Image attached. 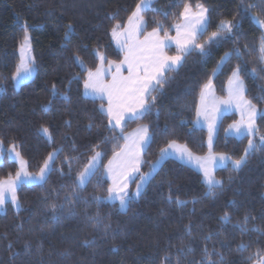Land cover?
<instances>
[{
	"label": "trees",
	"instance_id": "1",
	"mask_svg": "<svg viewBox=\"0 0 264 264\" xmlns=\"http://www.w3.org/2000/svg\"><path fill=\"white\" fill-rule=\"evenodd\" d=\"M139 1L0 0V140L5 148L14 144L32 171L55 152L45 180L19 184L18 207L7 201L0 210V264H250L264 252L259 115L255 133L240 137L224 132L234 114L222 118L212 150L233 160L246 150L247 155L239 168L232 162L217 167L219 183L212 190L195 167L167 157L125 208L106 198L110 181L104 165L123 144L124 133L139 124L147 125L150 137L142 152L144 172L170 141L206 152L207 130L193 119L200 89L225 52L213 76L217 93L225 94L227 78L239 68L245 95L264 107L263 31L253 17L264 20V0H153L142 12L143 32L173 33L184 5L202 4L206 31L197 40L204 51L193 47L183 55L152 93L150 110L126 119L123 132L109 124L102 99L86 95L83 84L99 63L97 51L105 60L121 59L111 30L124 26ZM222 20H229L230 32L220 28ZM25 29L36 70L15 86L12 74ZM217 30L218 38L207 40ZM98 149L95 174L80 185L77 175ZM16 167L5 151L0 177Z\"/></svg>",
	"mask_w": 264,
	"mask_h": 264
},
{
	"label": "snow or ice",
	"instance_id": "2",
	"mask_svg": "<svg viewBox=\"0 0 264 264\" xmlns=\"http://www.w3.org/2000/svg\"><path fill=\"white\" fill-rule=\"evenodd\" d=\"M152 0H141L137 4L136 10L128 18V27L124 31H118L120 25L112 30V35L117 39V43L124 51V59L119 63L115 61H107L108 67L105 68V57L100 56V66L95 71L88 70L87 79L84 81L86 94L99 95L101 99H107L106 114L109 118V124L114 128H120L123 132V122L128 118H140L149 108V98L154 102L155 97L153 92L159 90L166 80V73L174 70V66L178 65L183 55L187 54L193 47L200 48L204 51V45L197 43L198 35H202L206 31L204 13L207 11L203 5L197 4L196 7L201 9L199 13L193 14L189 4L184 5V10L181 13L184 22L183 24L175 25L176 37H170L167 31L161 37L160 29H154L152 32L140 39L141 26L143 24L142 12L150 10ZM261 26H264V20H259ZM71 27V26H69ZM220 28L224 31H231L230 23H222ZM68 33L65 34L66 38ZM219 33L213 32L209 37L210 40L218 38ZM121 37L123 39L121 40ZM176 45V55H168L166 48L171 46L172 42ZM29 49V37L25 34L24 44L21 48V63L17 68L14 79H20L31 76L34 71L33 63L30 57H26L24 53ZM261 52L264 53V42L261 45ZM114 69V70H113ZM126 70L127 75L124 74ZM111 75V80L105 79L106 75ZM228 98L219 99L215 97L212 90V82L209 80L203 85L200 93V107L197 109V116L204 115L208 118L207 113L211 106L215 109V105L222 104L232 106L235 104L241 112V121L238 124L231 125L238 134L249 133L254 131L255 120L259 115L264 119V113H257V110L251 101L244 98V84L240 78V69L233 71L229 78ZM55 95V89H53ZM246 118V121H245ZM114 122V123H113ZM214 124L209 123V149L212 146V131ZM47 134L48 129H43ZM264 140V137L261 138ZM125 144L120 151L113 153L112 159L108 161L106 171L112 181V186L107 189L109 199L120 200L121 207L126 204V197L131 198L127 192L128 184L133 179V174L138 173L142 163L141 153L144 146L149 142L147 126L138 128L134 133L124 137ZM254 147L249 140V149ZM177 148L181 153V158L185 156L187 159H195L197 164L203 168L209 189L212 190L219 183L212 178L208 170L207 163L215 158L210 154L208 157H193L186 147L173 144L169 145V149ZM12 151H15L13 148ZM168 153V149H161V158ZM247 150L245 152V157ZM19 157V153H16ZM101 153L97 152L93 157L88 167L79 174V183L84 185L95 174V169ZM245 157L236 160L235 166L239 168L245 162ZM53 159L52 154L44 162V166L40 169L38 176H32L25 170V162L21 159V171L16 173V179L9 177L6 180H0V207L11 199L13 204L17 203L16 190L18 184L23 181H39L43 182L50 169V161ZM221 160L227 159L221 156ZM153 171L156 165L152 166ZM149 175L140 176V184H137L135 196L140 195L141 187L147 182ZM178 203H183L177 201ZM229 219L227 214L223 217ZM259 256V253L257 254ZM258 264H264V256H260Z\"/></svg>",
	"mask_w": 264,
	"mask_h": 264
},
{
	"label": "rangeland",
	"instance_id": "3",
	"mask_svg": "<svg viewBox=\"0 0 264 264\" xmlns=\"http://www.w3.org/2000/svg\"><path fill=\"white\" fill-rule=\"evenodd\" d=\"M152 1H153V0H152ZM140 3H141V0L138 2V4H140ZM197 4H200V3H197ZM200 5H202V4H200ZM203 8L206 9L204 6H203ZM135 10H136V7H135L134 11H135ZM183 10H184V9H183ZM134 11H133V12H134ZM191 11H192L193 14H196V13H199V12L201 11V9H199V8H197V7L195 6V7H191ZM133 12H132V13H133ZM182 12H183V11H182ZM131 15H132V14H131ZM131 15H130V16H131ZM253 17H254L255 21L260 25L259 20H262V19H260L257 15H253ZM204 19H205V25H206V20H207V14H206V12L204 13ZM183 22H184V19H183V17H182L181 20H180L178 23H176L175 25H177V24H183ZM222 23H230V22H229V20H222V21L220 22V25H221ZM143 24H144V20H143ZM143 24H142V25H143ZM175 25H174V32H173V33H168V35H169L170 37H176V34H177V33H176ZM114 27H116V25H115ZM114 27H113V28H114ZM122 27H124V26H120V28L118 29V31H122ZM127 27H128V20L126 21V28H127ZM260 27L262 28V31H263V42H264V26H261V25H260ZM113 28H112V30H113ZM141 29H142V26H141ZM154 29H159V28H153V29H150V30H146L145 34L142 35V36H139V38H140L141 40L144 39V36L147 35L148 33L152 32ZM112 30H111V34H112ZM213 32H218V33L220 34V31H219V30H217V31H213ZM213 32H212V33H213ZM212 33H211V34H212ZM25 34H27L28 37H29V49L24 53V55H25L26 57H30L31 60L34 61V59H33V53H32V48H31V41H30V33H29L28 29H25V31H24V33H23V35H22L20 41L18 42L17 51H18L19 59H18L17 64H16V68H15L13 74H12V80H13V84H14L15 86H18L21 82H24V81H26V80L32 78L33 75H34V73H35V70H36L35 63H33L34 71L32 72L31 76H29V77H27V78L20 79L19 81H17V79H14V77L16 76L17 68H18V66H19L20 63H21V56H22L21 48H22V45L24 44V37H25ZM159 34H160L161 37L164 36V34H163V33L161 34V32H159ZM211 34H210V36H211ZM198 36H199V35H198ZM210 36H209V37H210ZM112 37H113V35H112ZM209 37L207 38V40L209 39ZM197 38H198V37H197ZM113 39H114V43L116 44V46H118V48L122 51V58L124 59V55H125L124 51L121 49L120 45L117 43V39H115L114 37H113ZM122 39H123V37H121V40H122ZM197 43L202 44L201 42H198V40H197ZM117 44H118V45H117ZM170 47L174 48L175 51H174V50H171ZM170 47L165 49V51L167 52V54H168V55H176V54H177V51H176V45H175V42H174V41L171 43V46H170ZM97 54H98V56H99V63H98V65H97V67H99V66H100V56H101V55L104 56V54L101 53V52H99V51H97ZM227 55H228V52H225V53L221 56V58L219 59L217 65L215 66V68H214L212 74H211L210 77L204 82V84H205V83H207V82L210 80V81L212 82V90H213V92H214L215 97H217V98H219V99H222V100L228 98V89H229V83H228V82H229V78L232 76L233 71H235L236 69L233 70L232 73H231V74L229 75V77L227 78V81H226V83H225V94H223V95L217 93V91H216V89H215V86H214V82H213V76H214L215 72L220 68L222 62H223L224 59L227 57ZM262 56L264 57V53H262ZM109 60H110V61H116V60H112V59H109ZM104 66H105V68H107V67H108V64L105 63ZM176 66H177V65H176ZM176 66H174V67H176ZM97 67H95L94 69H89V70L95 71V70L97 69ZM87 73H88V71H87ZM87 73H86V74H87ZM124 74L127 75V73H125V71H124ZM240 78H241V77H240ZM86 79H87V75H86ZM105 79H106L107 81H110V80H111V75L109 74V78H106V77H105ZM241 80H242V79H241ZM84 81H85V80H84ZM204 84H203V85H204ZM243 84H244V83H243ZM203 85H202V87H201V89H200V92H199V95H198L197 106H196L195 116H194V119H193V124H194V125L203 126V127L207 130V135H206V140H205V142H206V146H207V150H206V152H204V153H202V154L194 153V152H192L191 150H189L184 144H182V143H180V142H177V141H170V142H168L165 146H163V147L161 148V149H168V153H167L163 158H161V150H160L159 155L157 156V158L155 159V161L151 164V167H150L149 170H147V171H145V172L142 171V170H141V165H142V163H141L139 172L133 174V179L129 182V184H128V188H127V192L129 193V196H134V195H135L136 190H137V184H140V183H141V181H140V176H142V175H149V174L151 175V174L155 171V170L153 171L152 166H153V165H156V168H157V167L160 165V163H161L165 158H167V157H174V158H176V159H178V160H180V161H182V162H185V163H187V164H189V165L195 167L197 170H199V171L201 172V174H202V178H203V181H204L205 184L209 187V185H208V183H207V180H206V177H205V175H204V170H203V168H201V167L197 164V162H196L195 159L189 160V159H187L186 156H185L184 158H181V153H180L179 149H177V148H171V149H169V145H170V144H173V143H174L175 145H178V146L186 147V149L188 150V152H190L194 158H195V157H202V158H203V157H208V156L211 154L215 159H214L213 161H209V162L207 163V167H208L209 172L211 173L212 178H213L214 180H216V181H219V178H218V177L216 176V174H215V169H216L217 167H220V166H223V165L227 164L228 162H232V163L234 164V162L236 161V160H233V159L231 158V156H230L229 154L225 153V152H216V151L212 150V146H213V143H214V140H215V137H216V134H217L218 128H219V126H220V122H221L222 118H223L225 115H227V114H228V115H229V114H234V118L229 119V120L226 122L225 126H224V132H225L226 134H228V135H233V136H236V137H240V136H242V135H244V134L253 135V134L255 133V131H256V120H255V125H254V131H253L251 134H249V133H244V134L241 135V134H238L234 128H231V127H230L231 125L238 124V123L241 121V112H240V110L237 109V107L235 106V104H233V105L230 106V107L225 106V105H222V104H217V105H215V109H213V108L210 106V107H209V111H208V113H207V116H208L207 119H205V116H204V115H201V116L198 117V116H197V109L200 107V93H201V90H202V88H203ZM83 87H84V84H83ZM83 92L85 93V88H83ZM85 94H86V93H85ZM86 95H88V94H86ZM89 96L100 98L99 95H95V96H94V95H91V94H90ZM244 98H245L246 100H248V101H251V100L245 95V86H244ZM104 100L106 101L105 104H104ZM251 103H252V105L255 106V108H256V110H257V113L264 112V107H259L258 105H256V104L253 103L252 101H251ZM100 106L103 108V110H106V109H107L108 105H107V99H106V98H105V99H102V103L100 104ZM105 112H106V111H105ZM125 120H126V119H125ZM245 121H246V118H245ZM124 122H125V121H124ZM124 122H123V123H124ZM113 123H114V122H113ZM209 123H213V124H214L213 131H212V146H211V149H209ZM142 126H147V125H145V124H139V125H137V126H136L137 128L134 127V129L132 128V130L130 129V131L125 132L124 137H125V136H128L129 134L134 133L138 128H140V127H142ZM43 129H45V127L42 128V132H43L47 137H49V136H50V135H49V132L46 134V133L43 131ZM148 136H149V132H148ZM124 144H125V140L123 141V144H122V145H121L116 151H120L121 147H122ZM145 146H146V145H145ZM145 146H144V147H145ZM13 148L15 149V151H12ZM143 149H144V148H143ZM247 149H249V143L247 144ZM5 151H6L7 157L10 158V159H12V160H14V161L16 162L17 167H16L14 173L9 174V175H7V176L0 177V180H6V179H8L9 177H11L12 179H16V173L19 172V171H21V163H20V160H21V159L25 162V170H26L28 173H30L32 176H38V174H39V172H40V169L44 166V162L48 159L49 155L52 154V156H54V153H55L54 151H52V152L47 156V158L45 159V161L41 164L40 168H39L38 170H36V171H32V170H30V169L28 168L25 158L20 154V152H19L18 149L14 146V144H10L7 148H5L4 144H3L2 141L0 140V162H2V160H3V156H4V152H5ZM97 152L101 153V151H100L99 149H98V150H95V151L93 152V154L89 157L88 161L85 163V165L83 166V168L79 171V173H78V175H77V182H78V183H79V179H78L79 174H80L82 171H84V169H85L86 167H88L89 163H90L91 160H92V157H93ZM142 152H143V151H142ZM16 153H19V157L16 156ZM112 156H113V154H112ZM112 156L110 157V159H112ZM221 156L226 157L227 159L221 160V159H220ZM110 159H109V160H110ZM109 160H108V161H109ZM141 160L143 161L142 153H141ZM51 161H52V160H51ZM51 161L49 162V163H50V166H51ZM100 161H101V156H100L99 161H98V163H97V167H98ZM108 161H107V162L105 163V165H104V174H105V175L107 176V178L109 179V181H110V185H109V187H111V186H112V181H111V179H110V177L108 176L107 171H106V166H107V164H108ZM97 167H96V168H97ZM156 168H155V169H156ZM149 177H150V176H149ZM23 182H25V183H32V182H29V181H23ZM23 182H21V183H23ZM33 182H39V181H33ZM21 183H19V184H21ZM19 184H18V185H19ZM79 184H80V183H79ZM145 184H146V183H144V184L142 185L141 190H142V188L145 186ZM141 190H140V191H141ZM16 196H17V193H16ZM106 198L109 199V193L106 195ZM109 200H111V199H109ZM127 200H128V197H126V204H125V206H124L123 208H125V207L127 206ZM8 201L11 202V199H9ZM115 201H117L119 207L122 208V207H121V204H120V200H119V199H116ZM11 204H12L14 207H18V205H19L18 198H17V203L13 204V203L11 202ZM4 206H5V205H4ZM4 206H3V207H0V210H2V209L4 208ZM260 256H264V252H263ZM260 256H259V257H260ZM259 257L256 258V259H254L253 261H251L250 264H258Z\"/></svg>",
	"mask_w": 264,
	"mask_h": 264
},
{
	"label": "crops",
	"instance_id": "4",
	"mask_svg": "<svg viewBox=\"0 0 264 264\" xmlns=\"http://www.w3.org/2000/svg\"><path fill=\"white\" fill-rule=\"evenodd\" d=\"M142 14V13H141ZM128 20V19H127ZM144 20V19H143ZM143 26H144V24L142 25V29H141V33H140V36H142V35H144L145 34V32L146 31H144L143 32ZM124 29H126V22H125V24H124V27H122V31H124ZM121 31V32H122ZM118 45V44H117ZM118 47V46H117ZM121 60H123V58L121 57V59L120 60H116L115 62H117V63H119ZM107 61H110V60H105V63L107 64ZM114 70V69H113ZM125 73H127L126 72V70H125ZM106 78H109V75H106ZM86 80V79H85ZM84 88V87H83ZM86 93V92H85ZM88 95H90V94H88ZM101 99V98H100ZM106 103V101L104 100V104ZM137 128V127H136ZM134 129V128H133ZM132 130V129H131ZM128 131H130V130H128ZM128 131H126V132H128ZM125 134V133H124Z\"/></svg>",
	"mask_w": 264,
	"mask_h": 264
}]
</instances>
